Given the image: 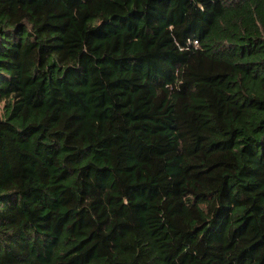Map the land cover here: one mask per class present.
<instances>
[{"label": "trees", "instance_id": "16d2710c", "mask_svg": "<svg viewBox=\"0 0 264 264\" xmlns=\"http://www.w3.org/2000/svg\"><path fill=\"white\" fill-rule=\"evenodd\" d=\"M0 264H264V0H0Z\"/></svg>", "mask_w": 264, "mask_h": 264}, {"label": "rangeland", "instance_id": "374dc122", "mask_svg": "<svg viewBox=\"0 0 264 264\" xmlns=\"http://www.w3.org/2000/svg\"><path fill=\"white\" fill-rule=\"evenodd\" d=\"M4 103L0 104V117L3 115Z\"/></svg>", "mask_w": 264, "mask_h": 264}]
</instances>
